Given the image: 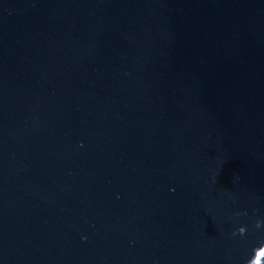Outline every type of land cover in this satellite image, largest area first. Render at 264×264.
<instances>
[{"label": "clouds", "instance_id": "obj_1", "mask_svg": "<svg viewBox=\"0 0 264 264\" xmlns=\"http://www.w3.org/2000/svg\"><path fill=\"white\" fill-rule=\"evenodd\" d=\"M257 227H260L259 222L257 223ZM243 231H244V229H241V232H243ZM262 247H264V246H262Z\"/></svg>", "mask_w": 264, "mask_h": 264}]
</instances>
